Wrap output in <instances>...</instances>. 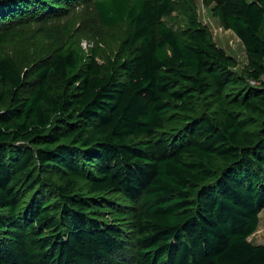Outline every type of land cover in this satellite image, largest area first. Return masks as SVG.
<instances>
[{
  "label": "trees",
  "instance_id": "obj_1",
  "mask_svg": "<svg viewBox=\"0 0 264 264\" xmlns=\"http://www.w3.org/2000/svg\"><path fill=\"white\" fill-rule=\"evenodd\" d=\"M84 0H0V264H264V0H93L127 26L107 65L69 43L25 71L11 28Z\"/></svg>",
  "mask_w": 264,
  "mask_h": 264
},
{
  "label": "rangeland",
  "instance_id": "obj_2",
  "mask_svg": "<svg viewBox=\"0 0 264 264\" xmlns=\"http://www.w3.org/2000/svg\"><path fill=\"white\" fill-rule=\"evenodd\" d=\"M79 2L67 15L56 21L11 28L6 50L18 61L23 71L69 43L79 45L88 55L95 54L101 64L107 65L115 59L124 42L127 26L106 28L100 22L93 0ZM186 5L187 0H176L172 14L164 19L176 33H182L188 25ZM195 5L197 18L209 28L214 43L236 60L238 72L245 71L248 63L242 42L233 32L222 27L213 6L205 5L204 0H195ZM250 242L253 245H264V210L260 214L258 230L250 237Z\"/></svg>",
  "mask_w": 264,
  "mask_h": 264
}]
</instances>
